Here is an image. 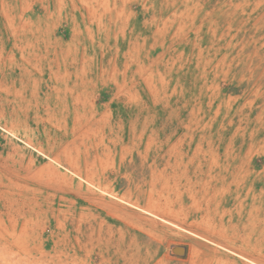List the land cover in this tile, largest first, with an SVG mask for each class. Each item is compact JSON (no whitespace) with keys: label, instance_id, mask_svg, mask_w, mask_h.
<instances>
[{"label":"rangeland","instance_id":"rangeland-1","mask_svg":"<svg viewBox=\"0 0 264 264\" xmlns=\"http://www.w3.org/2000/svg\"><path fill=\"white\" fill-rule=\"evenodd\" d=\"M0 264H264V0H0Z\"/></svg>","mask_w":264,"mask_h":264}]
</instances>
